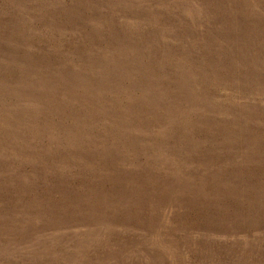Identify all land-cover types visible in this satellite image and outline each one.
Segmentation results:
<instances>
[{
	"label": "rangeland",
	"instance_id": "obj_1",
	"mask_svg": "<svg viewBox=\"0 0 264 264\" xmlns=\"http://www.w3.org/2000/svg\"><path fill=\"white\" fill-rule=\"evenodd\" d=\"M0 264H264V0H0Z\"/></svg>",
	"mask_w": 264,
	"mask_h": 264
}]
</instances>
